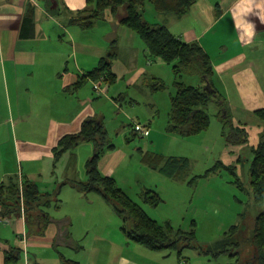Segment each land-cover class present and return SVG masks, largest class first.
Wrapping results in <instances>:
<instances>
[{"label": "crops", "instance_id": "0c3cea01", "mask_svg": "<svg viewBox=\"0 0 264 264\" xmlns=\"http://www.w3.org/2000/svg\"><path fill=\"white\" fill-rule=\"evenodd\" d=\"M86 1L0 0V168L3 171L0 184L12 178L18 182L29 180L40 194L51 196L57 213L62 209V200L58 199L60 187L51 179L50 167L43 166L51 163L55 168L65 155L58 162L54 160L53 149L58 142L78 134L85 121L104 119L106 104L115 108L127 96L129 104H140L134 96L119 95L116 87L112 93L118 94L117 99L110 98L100 88L107 99L98 106L99 102L93 99L96 90L91 79L78 90L73 89L81 76L97 67L112 42H116L117 55L111 64L117 78L115 84L123 83L126 90L140 89L144 106H156V95L150 92L147 82L143 88L140 83L146 76L150 81L159 77L149 74L152 60L136 34L119 26L118 19L109 13L95 26L96 30L100 25L106 29L101 43L85 40L87 31L69 25V17L83 10ZM245 22L254 25L250 42L245 34ZM157 23L183 42L198 44L211 60L212 85L224 99L231 120L222 163L235 166L237 172L242 153L256 147L263 131L254 114L264 109V0H198L184 17L157 14ZM229 85L235 92L234 103L227 89ZM213 103L220 110V105ZM3 130L8 138L5 146H13L14 158H7L2 152ZM242 131L245 144L238 143L243 138ZM123 158L122 152L106 151L98 169L104 176L113 178L114 168ZM14 163L18 173L13 172ZM3 167H7L6 172ZM62 182L69 185L67 192L62 189V198L80 199L76 193L84 195L72 186V182L80 181L66 177ZM90 200L106 214L102 204ZM2 219L8 225L0 232V264H63L61 256L77 264H166L170 258V254L162 256L163 252H150L132 244L125 236L124 240L113 241L109 236L91 235L86 224L84 232L77 234L78 220L67 214H54L43 228L41 218L22 219L18 215ZM3 233L10 235L13 243L3 240ZM60 250L75 256L69 259ZM9 253H17L18 261L6 263L5 256ZM87 254L88 257L81 258Z\"/></svg>", "mask_w": 264, "mask_h": 264}, {"label": "rangeland", "instance_id": "374dc122", "mask_svg": "<svg viewBox=\"0 0 264 264\" xmlns=\"http://www.w3.org/2000/svg\"><path fill=\"white\" fill-rule=\"evenodd\" d=\"M140 11L147 23H157V12L153 6L145 3ZM119 13L122 15L123 11L120 10ZM99 28L87 31L85 40L92 39L95 43H101L106 29L101 25ZM151 62L149 74L159 77L165 86L164 91L155 94V107L144 106L142 102L144 96L140 89L126 90L123 83L108 87L103 81L101 82L102 91L106 90L110 98L117 99L118 94L123 93L122 95L128 94L140 101L139 105H131L127 96L119 100L115 108L106 104L103 110L105 117L101 121L114 146L113 151L125 155V158L119 161L117 168H114L113 179L150 219L160 225L168 223L175 231H194L195 239L191 242L190 248L182 251L181 243L177 250L163 251L162 256L170 254L166 264H247L254 254L252 242L254 222L259 215L264 214V203H256L251 193L249 166L252 156L248 150H245L240 158L239 170L236 174L241 186L234 182L235 178L226 170L220 169L206 175L217 162L223 161L227 139L231 134L230 126L224 128L223 124L224 134H222L223 128L219 121L221 112L212 102L205 108V113L210 118L208 131L189 137L168 132L170 96L175 93L172 66L157 60ZM212 80L214 81V78ZM200 81L199 77L186 74L182 78V82L186 85H200ZM146 82L150 84L148 76L140 83V88H143ZM116 87L118 94H113ZM227 89L234 103L235 92L230 85ZM222 91L227 97L228 94ZM93 95V99L99 102L98 106L101 101L107 99L105 92L103 94L93 92ZM133 123L147 125L150 136L142 138L134 135L131 129ZM6 139L8 138L3 130L2 152L7 158H14L13 146H5ZM71 154H73L72 158ZM92 155L93 145L82 143L72 152L65 154L58 164H55V168L51 163L44 164V169L45 166L46 169L50 167L51 179L60 187L58 199L62 200L60 213L54 210L53 205L45 211L49 217L54 214H67L73 220L76 218L79 224L76 227L77 234L84 232L86 224L91 235L109 236L113 241H119V238L124 240V235L120 231L121 219L111 209V205L105 203L99 195L76 193V197L80 199H71L67 196L62 198V189L64 193L69 189L67 187L69 185L62 182L66 177L71 181H87L86 164ZM150 157L157 158L153 163L156 165L155 168L143 163V159ZM161 158H184L187 161L186 169L179 175L180 179H169L160 172ZM25 166L35 168L37 165ZM6 168L3 167L5 172ZM12 169L14 173H18L17 164L14 163ZM2 173L0 168L1 177ZM146 190L156 191L155 193L159 195L162 202L157 207H151L143 202L142 194ZM90 198L102 204L107 211L106 214L100 207L95 208ZM6 225L8 223L0 224V232ZM126 226L129 228L130 223ZM234 226L237 227L238 234L228 241L227 252L220 253L219 243L225 240L226 233ZM1 238L11 243L14 241L7 233L1 234ZM60 251L69 259L75 256L67 250ZM82 256L89 255H81V258Z\"/></svg>", "mask_w": 264, "mask_h": 264}, {"label": "trees", "instance_id": "16d2710c", "mask_svg": "<svg viewBox=\"0 0 264 264\" xmlns=\"http://www.w3.org/2000/svg\"><path fill=\"white\" fill-rule=\"evenodd\" d=\"M197 1L87 0L85 8L69 17L68 20L69 25L77 26L83 31H90L95 28L98 22L104 20L106 14L109 13L118 19L119 26L127 28L139 37L149 59L172 66L171 72L174 77L173 87L175 93L170 96L167 130L170 133L184 137L208 131L210 118L205 113V108L212 102L220 105V119L224 124V128L231 122L224 99L218 95L212 85L214 70L211 60L198 44L183 42L160 23H147L140 10L145 3H148L154 7L157 14L182 18L189 13L191 7ZM120 10L123 11L122 15L119 13ZM115 43V41L112 42L108 52L100 59L93 71L79 78L73 89L78 90L88 79L94 82L102 79L107 86L115 84L117 78L111 70L112 61L117 56L114 51ZM185 74L199 77L201 84L186 85L182 82ZM148 86L152 94L165 90L164 83L156 78H152ZM100 88L102 89L101 86ZM254 115L262 124L263 131L259 136L256 147L249 149L252 156L249 166L250 188L254 201L264 203V109L256 111ZM144 126L148 130V135L142 138H147L149 128L147 125ZM131 129L132 133L137 135L134 132L133 125ZM240 135L243 138L238 143L245 144V133L242 131ZM82 143L93 145V155L86 164L87 181L72 182V186L84 195L95 193L111 205L115 214L121 219L122 226L120 230L129 242L150 252L177 250L181 243L183 244L182 251L190 248L191 242L195 239L193 230L190 232L175 231L168 223L160 225L150 219L143 209L134 203L117 185L115 179L101 174L98 169L99 160L106 151L114 150L101 120L85 121L78 134L62 138L53 149L54 160L58 162L64 154L71 152ZM156 159L145 158L143 163L155 168L156 165L153 163ZM161 164L160 172L173 180L180 179L179 175L183 174L187 167V161L184 158H161ZM220 169L228 171L235 178L234 182L241 186L235 166H226L221 161L208 170L206 175L215 173ZM20 187L25 219L26 217L27 219L33 217L35 220L41 218L42 228L47 226L51 220L43 208L46 209L52 205L51 196L40 194L36 185L29 180L18 182L12 178L6 183L0 184V217L20 216ZM142 198L144 203L154 208L162 202L159 195L151 190L144 191ZM127 223H130L129 228L126 226ZM236 234H238L237 227H231L225 235V240L219 243L220 253L227 252L228 241H231ZM252 242L254 254L247 264H264V214L259 215L254 222ZM60 259L63 264H77L62 256ZM17 261V253L6 254V263Z\"/></svg>", "mask_w": 264, "mask_h": 264}, {"label": "built area", "instance_id": "2783aa9c", "mask_svg": "<svg viewBox=\"0 0 264 264\" xmlns=\"http://www.w3.org/2000/svg\"><path fill=\"white\" fill-rule=\"evenodd\" d=\"M102 81H103V80L101 79V80H99V81H97V82L94 83V89L96 90V92H102V91L100 90V85H101V82H102ZM133 128H134V132H135L137 135L141 136V137L148 135V130L145 128L144 125H141V124H139V123H133ZM20 196H21V210H20V216H21L22 219H25L24 208H23V201H22V191H21V187H20ZM3 222H4V220L2 219V220L0 221V223H3ZM24 238H25V236L23 235V239H24Z\"/></svg>", "mask_w": 264, "mask_h": 264}, {"label": "clouds", "instance_id": "9594fccd", "mask_svg": "<svg viewBox=\"0 0 264 264\" xmlns=\"http://www.w3.org/2000/svg\"><path fill=\"white\" fill-rule=\"evenodd\" d=\"M245 26L247 28L245 34L249 36V42H250L251 34L254 31V25H252L250 22H245Z\"/></svg>", "mask_w": 264, "mask_h": 264}]
</instances>
